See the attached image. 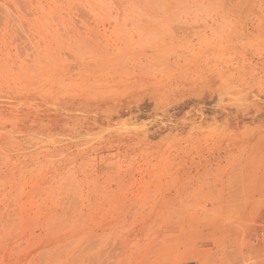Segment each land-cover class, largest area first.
<instances>
[{"label": "rangeland", "instance_id": "obj_1", "mask_svg": "<svg viewBox=\"0 0 264 264\" xmlns=\"http://www.w3.org/2000/svg\"><path fill=\"white\" fill-rule=\"evenodd\" d=\"M263 21L0 0V264H264Z\"/></svg>", "mask_w": 264, "mask_h": 264}, {"label": "bare ground", "instance_id": "obj_2", "mask_svg": "<svg viewBox=\"0 0 264 264\" xmlns=\"http://www.w3.org/2000/svg\"><path fill=\"white\" fill-rule=\"evenodd\" d=\"M264 22V21H263ZM239 24V23H238ZM238 24H236V25H238ZM242 25V24H241ZM233 30H236V29H233ZM232 31V30H231ZM263 37V36H262ZM252 38V37H251ZM258 38V37H257ZM225 39V38H224ZM231 40V39H230ZM227 41V40H226ZM234 41V40H233ZM230 42V41H229ZM219 43V42H218ZM216 44V43H215ZM214 46V45H213ZM225 46V45H224ZM230 46V45H229ZM214 49V48H213ZM138 50V49H137ZM141 50V49H140ZM164 50V49H163ZM221 50V49H220ZM143 51H144V49H143ZM159 51V50H158ZM212 51V50H211ZM217 51V50H216ZM133 52V51H132ZM137 52V51H136ZM142 52V51H141ZM146 52V51H145ZM195 53V52H194ZM129 54V53H128ZM168 56V55H167ZM112 57V56H111ZM115 57H117V55H115ZM225 59V58H224ZM166 60V59H165ZM229 61V60H228ZM186 62H187V60H186ZM190 62V61H189ZM194 62V61H193ZM241 62V61H240ZM83 63H85V62H83ZM188 63V62H187ZM213 64V63H212ZM218 64V63H217ZM74 65V64H73ZM207 65V64H206ZM89 67V66H88ZM165 67V66H164ZM227 67V66H226ZM85 68V67H84ZM212 68V67H211ZM217 68V67H216ZM219 69V68H218ZM225 69V68H224ZM86 70H87V68H86ZM227 70V69H226ZM205 72V71H204ZM221 73V72H220ZM238 73V72H237ZM243 75V74H242ZM119 76H121V75H119ZM137 76V75H136ZM253 76V75H252ZM248 77V76H247ZM250 77V76H249ZM257 77V76H256ZM97 78V77H96ZM118 78V77H117ZM223 79V78H222ZM241 79H242V77H241ZM80 80V79H79ZM224 80V79H223ZM233 80V79H232ZM255 80V79H254ZM121 82H122V80H121ZM120 83V82H119ZM124 83V82H123ZM122 83V84H123ZM253 84V83H252ZM232 85V84H231ZM82 86V85H81ZM87 87V86H86ZM95 87V86H94ZM224 88V87H223ZM242 88V87H241ZM248 88V87H247ZM116 89V88H115ZM230 89V88H229ZM246 89V88H245ZM84 91V90H83ZM82 91V92H83ZM122 91V90H121ZM249 91V90H248ZM116 92V91H115ZM114 92V93H115ZM220 92V91H219ZM223 92V91H222ZM246 92V91H245ZM118 93V92H117ZM135 93V92H134ZM101 95V94H100ZM109 95V94H108ZM242 95V94H241ZM244 95V94H243ZM245 96V95H244ZM242 98V97H241ZM240 98V99H241ZM257 98V97H256ZM239 99V100H240ZM247 102V101H246ZM223 103V102H222ZM227 103V102H226ZM186 104V108H188L189 107V105H188V103H185ZM222 105V104H221ZM241 105V104H240ZM249 106V105H248ZM247 106V107H248ZM238 107V106H237ZM244 108V107H243ZM249 108V107H248ZM120 109V108H119ZM128 109V108H127ZM130 109V108H129ZM241 109V108H240ZM189 110V109H188ZM237 110V109H236ZM108 111V110H107ZM223 111V110H222ZM240 111V110H239ZM138 112V111H137ZM246 112V111H245ZM72 113H75V112H72ZM87 114V113H86ZM105 114H106V112H105ZM107 115V114H106ZM86 116V115H85ZM108 116V115H107ZM131 116V115H130ZM230 116V115H229ZM100 117V116H99ZM106 117V116H105ZM93 120V119H92ZM155 120V119H154ZM125 121V120H124ZM185 121V120H184ZM183 121V122H184ZM252 122V121H251ZM185 123V122H184ZM131 125V124H130ZM131 127V126H130ZM223 127V126H222ZM241 128V127H240ZM153 129V128H152ZM119 130H120V128H119ZM140 130H142V129H140ZM113 131V130H112ZM134 132V131H133ZM145 133V132H144ZM64 134H66V133H64ZM99 134H100V132H99ZM226 134V133H225ZM238 134V133H237ZM244 134V133H243ZM76 135V134H75ZM161 135H163V134H161ZM177 135V134H176ZM227 135V134H226ZM248 135V134H247ZM249 136V135H248ZM71 137V136H70ZM87 137V136H86ZM96 137V136H95ZM226 137V136H225ZM181 138V137H180ZM235 138V137H234ZM238 139H239V137H237ZM230 140V139H229ZM235 140V139H234ZM233 140V141H234ZM245 140V139H244ZM72 141V140H71ZM75 142V141H74ZM229 142V141H228ZM75 144V143H74ZM70 145V144H69ZM132 145V144H131ZM95 146V145H94ZM98 146V145H97ZM107 146V145H106ZM115 146V145H114ZM137 146V145H136ZM241 146V145H240ZM256 146V145H255ZM73 147V146H72ZM116 147V146H115ZM143 147V146H142ZM169 147V146H168ZM249 147V146H248ZM71 148V147H70ZM85 148V147H84ZM151 148V147H150ZM244 148V147H243ZM78 149V148H77ZM109 149V148H108ZM245 149V148H244ZM83 150V149H82ZM111 150H112V148H111ZM136 150V149H135ZM145 150V149H144ZM172 150V149H171ZM237 150V149H236ZM146 151H148V150H146ZM158 151V150H157ZM237 151H240V150H237ZM231 152V151H230ZM229 152V153H230ZM95 153V152H94ZM254 154V153H253ZM80 155H81V153H80ZM101 155V154H100ZM218 155V154H217ZM224 156V155H223ZM246 156V155H245ZM115 157V156H114ZM215 157V156H214ZM251 157V156H250ZM76 158V157H75ZM70 160V159H69ZM74 160H76V159H74ZM88 160V159H87ZM150 160V159H149ZM72 161V160H71ZM248 161V160H247ZM212 163V162H211ZM199 164V163H198ZM253 164V163H252ZM158 165H160V164H158ZM157 165V166H158ZM203 165V164H202ZM234 166V165H233ZM246 166V165H245ZM77 167V166H76ZM205 167V166H204ZM223 167V166H222ZM243 167V166H242ZM159 168V167H158ZM201 168V167H200ZM239 168V167H238ZM202 169V168H201ZM217 169V168H216ZM233 170V169H232ZM238 170V169H237ZM244 170V169H243ZM79 171V170H78ZM135 171V170H134ZM154 171H156V170H154ZM160 171V170H159ZM247 171V170H246ZM161 172V171H160ZM100 173V172H99ZM222 173V172H221ZM236 173V172H235ZM242 174V173H241ZM237 175V174H236ZM247 175V174H246ZM94 177V176H93ZM155 177V176H154ZM111 178V177H110ZM248 178V177H247ZM119 179V178H118ZM122 179V178H121ZM103 180V179H102ZM227 180V179H226ZM156 181V180H155ZM235 181H236V179H235ZM117 183V182H116ZM144 183V182H143ZM161 183V182H160ZM159 183V184H160ZM227 183V182H226ZM119 184V183H118ZM117 184V185H118ZM130 184V183H129ZM89 185V184H88ZM98 185V184H97ZM104 186V185H103ZM110 186V185H109ZM108 186V187H109ZM115 186V185H114ZM252 186V185H251ZM172 187V186H171ZM248 187H249V185H248ZM90 188V187H89ZM117 188V187H116ZM119 188V187H118ZM126 188V187H125ZM152 188V187H151ZM150 188V189H151ZM154 188V187H153ZM226 188V187H225ZM77 189V188H76ZM88 189V188H87ZM99 189V188H98ZM177 189V188H176ZM89 190V189H88ZM112 190V189H111ZM116 190V189H115ZM228 190V189H227ZM234 190V189H233ZM239 190V189H238ZM244 190H246V189H244ZM70 191H71V189H70ZM104 191V190H103ZM141 191V190H140ZM150 191V190H149ZM96 192V191H95ZM116 192V191H115ZM77 194H78V191L76 192ZM86 193V192H85ZM84 193V194H85ZM131 193V192H130ZM91 194V193H90ZM103 195V194H102ZM119 195V194H118ZM104 196V195H103ZM230 196V195H229ZM236 196V195H235ZM92 198H94V197H92ZM93 200H95V199H93ZM105 200V199H104ZM84 201V200H83ZM101 201V200H100ZM116 203V202H115ZM100 204V203H99ZM226 204V203H225ZM224 204V205H225ZM99 206H101V205H99ZM98 206V207H99Z\"/></svg>", "mask_w": 264, "mask_h": 264}]
</instances>
